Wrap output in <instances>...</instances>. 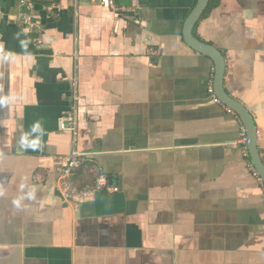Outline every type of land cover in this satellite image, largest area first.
Here are the masks:
<instances>
[{
	"label": "crops",
	"instance_id": "1",
	"mask_svg": "<svg viewBox=\"0 0 264 264\" xmlns=\"http://www.w3.org/2000/svg\"><path fill=\"white\" fill-rule=\"evenodd\" d=\"M196 1L36 0L38 45L19 0H0V264H264V183L244 125L208 92L213 60L183 37ZM210 1L194 34L224 55L264 161V0ZM68 112L93 165L90 185L72 184L84 163L71 188L108 177L70 200Z\"/></svg>",
	"mask_w": 264,
	"mask_h": 264
},
{
	"label": "built area",
	"instance_id": "2",
	"mask_svg": "<svg viewBox=\"0 0 264 264\" xmlns=\"http://www.w3.org/2000/svg\"><path fill=\"white\" fill-rule=\"evenodd\" d=\"M110 8L116 7V0H102ZM75 6H78V0H72ZM36 0H19V13L18 18L22 20L29 32H32L34 36V42L38 45H42L43 41L41 38L42 32L40 31L39 20L36 14ZM77 83H74V88H76ZM209 94L213 97V100L217 104H223L221 100L216 96L214 86L211 85L208 88ZM73 99L77 101L78 95L74 91ZM229 113H234V111L227 107ZM62 128L66 131L72 132L74 135V149L72 151V157L58 169L59 179L61 180V194L66 200L76 199L77 197L87 196L92 194L96 189H101L108 185V177L106 174L100 172L97 174L95 179V186L93 188H88L83 191H76L71 188L70 179L75 174L76 170L85 162L89 160L90 153H84L79 151L77 148L78 144V134L79 127L77 122V116L74 112H68L63 117ZM247 143V134L244 127H242L241 137L239 144L242 146L246 156H248V149L246 146ZM248 166L253 171V174L256 178L261 180V177L254 169L253 165L248 160ZM117 190V188H114Z\"/></svg>",
	"mask_w": 264,
	"mask_h": 264
},
{
	"label": "water",
	"instance_id": "3",
	"mask_svg": "<svg viewBox=\"0 0 264 264\" xmlns=\"http://www.w3.org/2000/svg\"><path fill=\"white\" fill-rule=\"evenodd\" d=\"M210 0H197L192 11L185 19L183 25V37L186 44L193 50L210 57L215 64L214 89L216 96L223 104L231 108L236 113L246 130L247 149L251 164L261 177L264 183V161L258 146V130L253 114L247 106L240 101L232 98L224 87V77L226 71V62L222 52L212 44L201 40L194 34V29L205 10L208 8ZM2 16L0 15V20Z\"/></svg>",
	"mask_w": 264,
	"mask_h": 264
},
{
	"label": "trees",
	"instance_id": "4",
	"mask_svg": "<svg viewBox=\"0 0 264 264\" xmlns=\"http://www.w3.org/2000/svg\"><path fill=\"white\" fill-rule=\"evenodd\" d=\"M197 3V1H196ZM213 1H210L208 8L205 10L203 16L201 17V19L205 18L209 12L211 11L212 7H213ZM200 19V20H201ZM81 173L78 174V176L76 178H72V184L76 185L78 188H83L86 185H90V183L88 181H90L89 179L92 177V172H93V165L90 163H85L83 165V168L81 169ZM92 185V184H91Z\"/></svg>",
	"mask_w": 264,
	"mask_h": 264
},
{
	"label": "clouds",
	"instance_id": "5",
	"mask_svg": "<svg viewBox=\"0 0 264 264\" xmlns=\"http://www.w3.org/2000/svg\"><path fill=\"white\" fill-rule=\"evenodd\" d=\"M3 102H4L3 100H0V103H3ZM38 130H39V125H34L31 131H32L33 133H35V132H37ZM21 145H22V146H26V147L36 148V147L39 146V141H38V140H35V141H33L32 143H30V144H26V143H25V138L22 137V138H21Z\"/></svg>",
	"mask_w": 264,
	"mask_h": 264
}]
</instances>
